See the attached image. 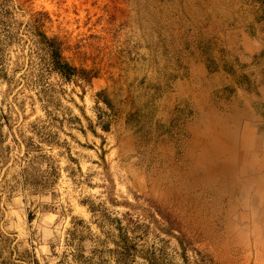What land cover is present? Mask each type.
<instances>
[{"label": "rangeland", "instance_id": "obj_1", "mask_svg": "<svg viewBox=\"0 0 264 264\" xmlns=\"http://www.w3.org/2000/svg\"><path fill=\"white\" fill-rule=\"evenodd\" d=\"M0 264H264V0H0Z\"/></svg>", "mask_w": 264, "mask_h": 264}, {"label": "trees", "instance_id": "obj_2", "mask_svg": "<svg viewBox=\"0 0 264 264\" xmlns=\"http://www.w3.org/2000/svg\"><path fill=\"white\" fill-rule=\"evenodd\" d=\"M53 52L50 54V64L55 67L63 76L70 78L75 76L74 69L69 65L67 60L63 56V45L60 42H53Z\"/></svg>", "mask_w": 264, "mask_h": 264}]
</instances>
